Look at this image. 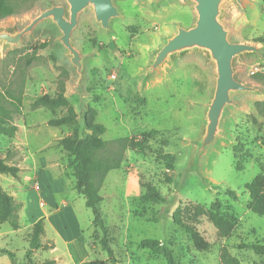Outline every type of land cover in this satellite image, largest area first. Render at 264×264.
I'll return each instance as SVG.
<instances>
[{
  "label": "rangeland",
  "instance_id": "374dc122",
  "mask_svg": "<svg viewBox=\"0 0 264 264\" xmlns=\"http://www.w3.org/2000/svg\"><path fill=\"white\" fill-rule=\"evenodd\" d=\"M51 3L66 4L64 0H26L18 13L0 19V28H22ZM115 3L122 15L112 19L110 30H103L87 9L80 13L72 31L74 46L88 57L81 98L76 73L57 39L60 30L54 24L41 22L23 36L20 44L4 49L0 46V88H10L16 94L19 87L23 90L21 111L13 115V122L20 124L19 140L26 142L21 146L22 152L29 165L41 155L56 154L62 179L56 185L44 183L33 176L31 168H23L17 176L0 173L1 188L21 203L19 228L0 221V264L24 263L28 234L42 210L56 212L53 223L61 235L46 223L41 238L44 242L53 241L57 249L35 250V260L56 255L60 256L59 264H76L107 258L92 238L94 231L99 236L102 232L93 225L91 209L73 187L66 153L57 151L58 139H53L74 134L75 127L77 135L83 136L86 130L82 114L87 105L96 108L95 120L105 126L103 140L128 136L135 141L134 148L124 151L121 166L107 173L100 189L99 206L108 244L119 264H166L162 255L139 246L143 238L158 239L172 251L178 264H221L222 246L240 264L260 263L264 256L238 246L264 243V216L246 208L249 196L244 189L257 173H264V115L255 105L256 101L264 103V57L248 55L235 59L237 79L262 92L234 95L236 103L229 107L223 126L225 134L207 148L198 171L184 177L190 140L198 132L203 103L213 85V66L203 53L190 52L174 57L158 74L144 83L142 80L150 51L159 46L163 35L174 30L175 23L185 27L192 24V8L189 2L179 0H159L153 7L140 0ZM223 19L232 41L255 43L264 53L263 43L255 40L264 38V0H242L241 5L230 0L224 5ZM40 43L45 46L26 65L31 45ZM59 79H65V96L77 113L76 126L47 124L49 118L64 115L65 107L52 112L30 106L36 96L53 94ZM12 140L0 134V154L6 163L16 165L21 155ZM167 155L172 158L170 167L165 160ZM35 180L39 181V190L33 186ZM146 182L158 189L163 201H139ZM227 189L235 190L236 200L226 194ZM216 198L237 219L236 227L228 237L219 238L214 227L202 219L198 228L211 247L198 250L173 223L170 214L179 203L192 201L209 206ZM41 200L44 205H40ZM65 239L69 240L70 258Z\"/></svg>",
  "mask_w": 264,
  "mask_h": 264
},
{
  "label": "trees",
  "instance_id": "16d2710c",
  "mask_svg": "<svg viewBox=\"0 0 264 264\" xmlns=\"http://www.w3.org/2000/svg\"><path fill=\"white\" fill-rule=\"evenodd\" d=\"M26 0H0V19L18 13ZM255 40L262 42L264 38L258 37ZM45 46V43L32 44V52L26 58L25 64L28 65L35 59L36 51ZM22 88L19 87L18 93L12 89L0 88V134L13 138L17 130V125L13 122V115L21 111L22 106ZM255 105L258 112L264 115V103L256 101ZM32 108L43 107L50 111H55L59 107H65L66 113L60 117H51L47 124L60 127L67 124H75L77 113L74 107L69 103L65 96V79H59L57 89L53 94L43 93L34 98L30 103ZM97 110L95 107L87 105L83 114V128L86 133L83 136L77 135L75 127L74 134H67L56 141V145L66 153V166L70 169L69 174L74 179L75 191L82 195L85 206L91 209L92 223L99 228L102 235L99 236L96 231L93 232V241L101 245V249L107 253L106 259L90 261V264H119L114 256L111 247L108 244L106 235V226L100 211V202L102 196L100 189L105 181L107 173L118 169L121 166L124 151L127 148H134L135 141L128 136L119 137L113 140H103L102 134L105 132V126L96 122ZM165 156L167 165L170 167L172 158ZM168 158V159H167ZM19 167L14 164H8L0 154V173H8L17 176ZM144 192L140 195L141 203L160 202L163 196L158 189L150 182L143 184ZM249 199L246 208L257 215L264 216V173H257L248 183L244 185ZM228 194L233 200L237 199L235 190L227 189ZM21 203L3 190L0 186V221L8 222L13 229L19 228V214ZM175 225L180 227L190 238L194 247L198 250H209L211 242L205 237L198 228L202 219L211 224L219 238L228 237L236 227L237 219L223 206L217 198L209 206L197 202L187 201L179 203L170 214ZM45 230V218L40 217L31 226L28 234V247L24 253L23 264H55L54 259H44L37 261L33 258V252L38 249H51V241L44 242L41 238ZM139 246L148 249L152 254L162 255L166 264H178L172 251L161 244L155 238H143L139 241ZM239 248L251 249L255 254L264 256V243L249 242L241 243ZM13 256L12 253H10ZM221 264H240L237 257L232 255L226 246L221 247ZM257 264H264V260Z\"/></svg>",
  "mask_w": 264,
  "mask_h": 264
},
{
  "label": "water",
  "instance_id": "95a60500",
  "mask_svg": "<svg viewBox=\"0 0 264 264\" xmlns=\"http://www.w3.org/2000/svg\"><path fill=\"white\" fill-rule=\"evenodd\" d=\"M66 4H54L42 8L22 26L0 28L2 49L21 43L23 36L41 22L54 24L60 33L57 37L65 49L76 73V84L81 98L86 55L74 46L72 31L77 25L81 12L90 9L96 23L103 30H110L113 18L121 16L115 0H64ZM153 7L159 0H140ZM190 3L194 17L188 27L174 24V30L162 36L158 47L150 51L146 72L142 82L156 75L176 56L190 52H201L213 66V85L208 99L203 103V116L197 134L190 140L189 160L184 169V177L197 172L200 159L207 148L220 135L225 134L223 126L229 107L236 103L234 95L240 93H260L261 89L237 79L234 67L236 58L256 55L264 57L263 49L255 43L232 41L230 31L223 19L224 5L230 0H179ZM241 5L242 0H232ZM180 184H183V180Z\"/></svg>",
  "mask_w": 264,
  "mask_h": 264
},
{
  "label": "crops",
  "instance_id": "0c3cea01",
  "mask_svg": "<svg viewBox=\"0 0 264 264\" xmlns=\"http://www.w3.org/2000/svg\"><path fill=\"white\" fill-rule=\"evenodd\" d=\"M17 125V130L15 132V135L13 137L12 143L15 146V148H17L19 150V153L21 155V158L18 160V163L16 164L19 167V172L22 171L23 168L25 169H29L31 168L32 174L33 176H37L38 180H42L44 183H53L54 185H56V183H60L61 176L59 175L58 169H59V159L57 157L56 154H49L47 156H39L35 161L32 162L31 165H29L28 158L26 155H24V153L22 152V145H25L26 142L25 141H20L19 140V130H20V124L16 123ZM59 136H55L53 139H59ZM58 149L57 151H61L60 148H56ZM49 191V190H48ZM50 193V191H49ZM47 193V194H49ZM62 204H65V202H63ZM52 205L56 204L53 202ZM56 212H47L42 210L40 217H44L45 218V224L47 223L48 225H50V227H52L57 234L61 235L59 230L55 227L54 223H53V219L55 217ZM53 243V248L49 249L51 252H54L57 249V245L51 241ZM69 240H64L65 243V249H66V254L67 256L70 258L72 257V253H71V249H69ZM50 259H54L55 264H59L60 260V256H56L54 255L53 257H51ZM83 262H79L76 264H82V263H89V261L87 260H82ZM61 264H67L62 262Z\"/></svg>",
  "mask_w": 264,
  "mask_h": 264
},
{
  "label": "built area",
  "instance_id": "2783aa9c",
  "mask_svg": "<svg viewBox=\"0 0 264 264\" xmlns=\"http://www.w3.org/2000/svg\"><path fill=\"white\" fill-rule=\"evenodd\" d=\"M33 186H34L35 189L39 190L40 189L39 181L35 180L33 182ZM40 205H44V202L42 200L40 201Z\"/></svg>",
  "mask_w": 264,
  "mask_h": 264
}]
</instances>
